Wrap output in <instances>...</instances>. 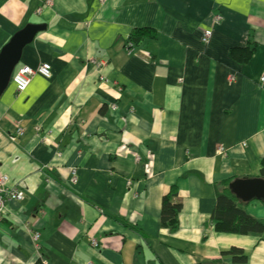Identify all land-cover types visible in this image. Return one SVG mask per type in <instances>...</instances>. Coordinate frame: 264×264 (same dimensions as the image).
Returning <instances> with one entry per match:
<instances>
[{"label": "crops", "instance_id": "obj_1", "mask_svg": "<svg viewBox=\"0 0 264 264\" xmlns=\"http://www.w3.org/2000/svg\"><path fill=\"white\" fill-rule=\"evenodd\" d=\"M42 5L0 0V51L45 25L12 75L51 66L0 95V175L25 195L5 202L0 264H232L221 253L233 247L264 264V232L216 233L210 221L223 181L261 177L264 0ZM140 29L150 34L127 53ZM248 46L242 60L234 49ZM172 186L176 232L160 222ZM244 209L264 223L263 203Z\"/></svg>", "mask_w": 264, "mask_h": 264}, {"label": "trees", "instance_id": "obj_2", "mask_svg": "<svg viewBox=\"0 0 264 264\" xmlns=\"http://www.w3.org/2000/svg\"><path fill=\"white\" fill-rule=\"evenodd\" d=\"M147 29L134 31L127 39L126 44L131 43L137 45L144 37L150 33ZM235 53L240 54L242 60L249 57L251 46L243 49H234ZM261 179H264V162L260 170ZM232 180H225L221 183L222 192L218 195L215 201V206L211 213L210 221L214 225L216 233L234 234V235H259L264 232V223L252 217L245 211V203L240 202L235 198L228 189V185ZM12 187V186H11ZM177 196L175 186H172L169 191L163 196L161 202L160 222L161 225L168 228L170 232H176L178 228V214L181 210V205L174 202L173 199ZM222 257H230L232 264H243L246 261L244 252L239 248H230L221 253ZM202 264H224L221 260L207 261Z\"/></svg>", "mask_w": 264, "mask_h": 264}, {"label": "water", "instance_id": "obj_3", "mask_svg": "<svg viewBox=\"0 0 264 264\" xmlns=\"http://www.w3.org/2000/svg\"><path fill=\"white\" fill-rule=\"evenodd\" d=\"M45 30L43 24H28L17 31L0 51V95L7 88L14 68L20 61L23 48L30 44L37 33ZM228 189L243 203L258 201L264 204V179L240 178L232 180Z\"/></svg>", "mask_w": 264, "mask_h": 264}, {"label": "built area", "instance_id": "obj_4", "mask_svg": "<svg viewBox=\"0 0 264 264\" xmlns=\"http://www.w3.org/2000/svg\"><path fill=\"white\" fill-rule=\"evenodd\" d=\"M53 0H43V5L37 11L41 12L45 8L51 7ZM219 19V18H217ZM211 38V30H204L201 34V43L208 44L209 39ZM133 45L131 43L127 44L126 50L127 53L130 52ZM35 74H39L42 77L49 79L51 77V66L48 63H43L39 65L36 69L30 68L29 66L20 67L11 77V81L14 84L15 92L22 93L28 86L30 79ZM232 78H230L231 80ZM259 83H264V74L261 75L258 79ZM19 136L22 134L21 130H16ZM71 181L75 183L76 177L75 172H72ZM25 195L21 188L10 187L9 179L5 175H0V221L3 219V212L5 208L6 201H22ZM31 240L37 245H40L39 235L37 233L31 234ZM92 245H95V242L91 241Z\"/></svg>", "mask_w": 264, "mask_h": 264}]
</instances>
